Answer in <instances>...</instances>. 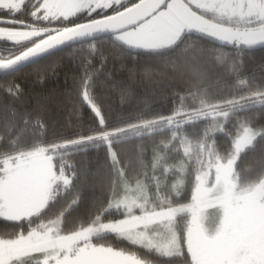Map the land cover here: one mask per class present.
<instances>
[{"label": "snow or ice", "instance_id": "6c2138e0", "mask_svg": "<svg viewBox=\"0 0 264 264\" xmlns=\"http://www.w3.org/2000/svg\"><path fill=\"white\" fill-rule=\"evenodd\" d=\"M0 224V264H264V0H0Z\"/></svg>", "mask_w": 264, "mask_h": 264}, {"label": "trees", "instance_id": "16d2710c", "mask_svg": "<svg viewBox=\"0 0 264 264\" xmlns=\"http://www.w3.org/2000/svg\"><path fill=\"white\" fill-rule=\"evenodd\" d=\"M59 73V82L62 83L64 74L65 73H70L72 71V68L70 65H63L57 69ZM248 72H255L257 75H259V67L258 64H249L247 68ZM27 87L26 91L29 93H46L52 88L57 87L58 81L53 80V79H48L43 87L40 85H37L33 82V78L29 77L28 80L26 81ZM141 95L144 94L145 90L144 89H138ZM35 101H33L34 103ZM107 103L111 104L114 108H118L120 106V100L119 97L116 94H110L109 97L107 98ZM171 101L170 99H165L161 96H156L153 98V105L156 107H159L161 105H169L170 106ZM49 109H50V124L52 127L50 128L51 132H59L62 130L67 122L70 119H75V117L72 115L71 110L69 107L63 106L58 104L55 100L52 101L49 104ZM163 110L167 111V108H164ZM88 118V112L85 110L84 112V119L87 120ZM256 159H259V156L257 155ZM254 163V160L252 157H246L242 162L241 166L243 167L246 164H252ZM89 167H94L93 165H89ZM101 190V185L99 183L96 184L95 190L91 189H86L84 192V195L90 200L94 195H99ZM87 205L82 207L80 209V212L83 213L86 210ZM0 227H3L2 224H0Z\"/></svg>", "mask_w": 264, "mask_h": 264}]
</instances>
